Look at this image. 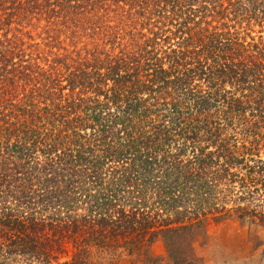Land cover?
Segmentation results:
<instances>
[{"label": "trees", "instance_id": "16d2710c", "mask_svg": "<svg viewBox=\"0 0 264 264\" xmlns=\"http://www.w3.org/2000/svg\"><path fill=\"white\" fill-rule=\"evenodd\" d=\"M263 156L264 0H0V264H200Z\"/></svg>", "mask_w": 264, "mask_h": 264}, {"label": "rangeland", "instance_id": "374dc122", "mask_svg": "<svg viewBox=\"0 0 264 264\" xmlns=\"http://www.w3.org/2000/svg\"><path fill=\"white\" fill-rule=\"evenodd\" d=\"M37 33L33 31L31 37L40 44L44 35L38 37ZM164 252L161 242L152 247L155 256H163ZM195 254L200 264H264V228L238 221L210 222L205 238L195 244Z\"/></svg>", "mask_w": 264, "mask_h": 264}]
</instances>
